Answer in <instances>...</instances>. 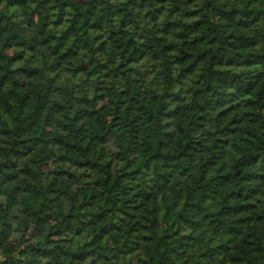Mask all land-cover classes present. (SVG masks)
<instances>
[{"label":"trees","instance_id":"trees-1","mask_svg":"<svg viewBox=\"0 0 264 264\" xmlns=\"http://www.w3.org/2000/svg\"><path fill=\"white\" fill-rule=\"evenodd\" d=\"M9 238L0 264H264V0H0Z\"/></svg>","mask_w":264,"mask_h":264},{"label":"rangeland","instance_id":"rangeland-1","mask_svg":"<svg viewBox=\"0 0 264 264\" xmlns=\"http://www.w3.org/2000/svg\"><path fill=\"white\" fill-rule=\"evenodd\" d=\"M80 4H84L86 2V0H77ZM113 105L110 102H107L104 106H103V110L106 113H110L112 110ZM47 137V136H46ZM25 197L27 200L29 201H33V202H38L39 201V197L34 194L33 192L30 193H25ZM15 207L20 205V198L15 200ZM14 241H12L10 238L5 242L3 249L0 250V257L2 256L3 252H7V251H11L14 249ZM241 252V251H240Z\"/></svg>","mask_w":264,"mask_h":264}]
</instances>
